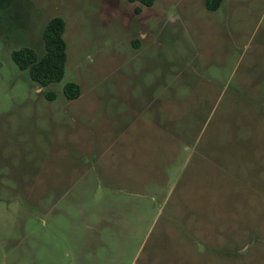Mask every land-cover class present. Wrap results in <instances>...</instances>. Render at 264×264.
<instances>
[{
    "label": "rangeland",
    "instance_id": "rangeland-1",
    "mask_svg": "<svg viewBox=\"0 0 264 264\" xmlns=\"http://www.w3.org/2000/svg\"><path fill=\"white\" fill-rule=\"evenodd\" d=\"M0 264H264V0H0Z\"/></svg>",
    "mask_w": 264,
    "mask_h": 264
},
{
    "label": "trees",
    "instance_id": "trees-1",
    "mask_svg": "<svg viewBox=\"0 0 264 264\" xmlns=\"http://www.w3.org/2000/svg\"><path fill=\"white\" fill-rule=\"evenodd\" d=\"M138 2L143 6H151L156 0H128ZM222 0H204L208 10H217ZM139 11V7H137ZM65 31L64 19L60 16L52 17L43 29L44 52L37 54L32 48L22 47L13 49L11 57L22 69H27L30 78L35 84L44 87L53 82L60 81L64 76L66 63V41L63 38ZM78 83L69 81L64 85V94L68 99L80 95ZM51 99L53 93L47 92Z\"/></svg>",
    "mask_w": 264,
    "mask_h": 264
}]
</instances>
